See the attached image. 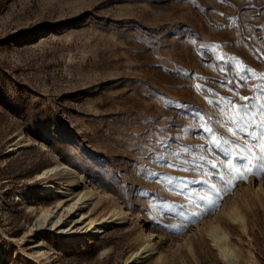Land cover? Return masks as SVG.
I'll return each instance as SVG.
<instances>
[{"label": "rangeland", "instance_id": "rangeland-1", "mask_svg": "<svg viewBox=\"0 0 264 264\" xmlns=\"http://www.w3.org/2000/svg\"><path fill=\"white\" fill-rule=\"evenodd\" d=\"M253 9H264V0H0V264H234L208 235L216 224L230 233L235 264H264V172L229 188L203 175L211 171L207 161L199 172L183 171L195 165L182 159L172 158L179 168L158 165L144 159L151 144L133 154L137 136L126 135L184 111L173 122L187 131L171 134L192 152L177 150L189 161L211 160L210 134L196 135L204 121L191 115L199 110L213 133L234 139L209 101L242 103L239 96L255 95L252 86L264 77V59L254 51L264 53V30L257 31L264 11ZM249 68L256 78L238 87V70ZM221 80H232L238 95ZM157 94L187 108L167 110ZM63 160L76 170L80 189L97 192L71 212L64 208L72 195L57 205L62 179L40 175ZM133 161L207 180L220 198L203 184L145 178ZM46 181L56 185L53 197ZM204 197L213 204L208 210L195 207ZM119 204L126 218L93 235L89 218L102 221ZM232 207L245 214V228L229 218ZM59 216L65 231L55 223ZM148 240L155 249L135 258Z\"/></svg>", "mask_w": 264, "mask_h": 264}, {"label": "snow or ice", "instance_id": "snow-or-ice-1", "mask_svg": "<svg viewBox=\"0 0 264 264\" xmlns=\"http://www.w3.org/2000/svg\"><path fill=\"white\" fill-rule=\"evenodd\" d=\"M248 9H243L246 11ZM255 11H264V9H253ZM222 14V13H221ZM264 30V25H261L257 31ZM248 39H251L249 37ZM151 50V49H149ZM258 53V58L264 59V53H259V50H255ZM221 59H224L221 57ZM169 74L181 75L179 69L167 70ZM222 72H227V69H221ZM186 75V73L184 74ZM238 80L236 84L238 87L244 86L249 79L256 78V74L252 69L238 70ZM260 84L253 85L255 95L253 96H239V100L242 103L234 102L232 97H221L215 101H209L215 104L224 119V123L227 125V131L234 139H228L222 136H217L213 133L209 123L205 120L202 113L199 110L194 111L191 115L194 119L204 121L201 129L196 132V135L202 133H208L211 142V147H208L207 151L213 154V159L207 160L203 155L199 156L200 163H197L193 158L191 161L183 159L181 151L183 153L192 152L187 146L180 145L178 142L180 137L178 135H172L173 131H187L182 125L176 124L173 121L185 118L187 113L184 111H177L175 117H159L152 121L147 122V126L140 134L126 133V135H136L137 144L132 148L133 154L140 151H145V145L151 144L152 147L147 149V155L144 159L153 161L162 166L169 168H179L180 165L173 163L172 158L182 159L185 165L192 163L194 168L185 167L183 171H197L204 167L205 161L210 165L211 171H204L203 175L210 179H219L222 185H226L229 188L234 186L236 179L247 180L248 175H256L259 177L261 172H264V77L259 78ZM221 87L229 88L233 93V96L238 95L235 88H232L234 83L232 80L219 81ZM200 84L196 85L199 89ZM211 92V89H209ZM159 98L164 102V107L167 110H176L180 108H187L186 104L181 101L171 100L168 97H164L163 94H157ZM144 119V118H142ZM160 120H169L170 123L164 128H156L155 125ZM219 123V121H217ZM200 148H204V145H200ZM179 148L181 151H178ZM257 161V163H254ZM136 168L141 169L145 178L148 179H161L167 180L169 184L173 181L179 180L185 188L190 184H203L209 188L212 195L217 199L220 198V191H217L218 186L216 184H210L207 180H188L183 177L167 176L163 173H157L154 170L147 168L136 163ZM225 189H221L223 191ZM141 195L144 194L143 190H138ZM213 204L207 197L200 198L196 201L195 207L208 210ZM201 213H194L193 215L199 216ZM183 215V213H182Z\"/></svg>", "mask_w": 264, "mask_h": 264}, {"label": "bare ground", "instance_id": "bare-ground-1", "mask_svg": "<svg viewBox=\"0 0 264 264\" xmlns=\"http://www.w3.org/2000/svg\"><path fill=\"white\" fill-rule=\"evenodd\" d=\"M51 174L57 175V177L59 176L62 179L56 182L58 185H64V194L60 195V198L57 201V205H61L64 201L63 200L64 198L72 195L68 199V204L64 208L65 212H71L74 210L82 209L84 204H86L89 199H91L94 195H97V192L94 188H91V190L89 191L84 190L83 188L80 189L81 184L79 182L78 174L67 160L59 161L56 164L51 165L50 167L46 168L44 172H42L40 175L42 176V175H51ZM64 180H67L68 183L65 184ZM54 188H56V185L54 184L53 181L45 182L44 189L47 196L53 197ZM81 212H83L82 218H86L85 212L84 211ZM51 214H52L51 211L45 212V217H48ZM126 216H127V211L122 205L119 204L114 206L111 215L105 217L104 220L99 221L97 218L90 217L87 224L92 226L91 231L93 235L95 234L97 235L103 232V227L105 226V223H109L114 219L123 220L126 218ZM228 216L230 219L234 221H242L244 228L246 227L247 225L246 216L244 213L240 212L237 209V207H232L228 211ZM112 217L113 219H110ZM61 219L62 217L59 216V218L55 220V223H61ZM59 226L62 229V231L66 230L65 228L66 225L64 223L59 224ZM208 235L225 260L229 261V263L230 262L234 264L238 263L239 261L238 253L230 241V233L223 226H221L220 224L213 225L209 229ZM70 240L72 241V243L77 241L75 230H71ZM154 249H155L154 244H151V241L148 240L145 247L137 249L136 251H134L133 255L136 256L135 258H137L142 253Z\"/></svg>", "mask_w": 264, "mask_h": 264}]
</instances>
